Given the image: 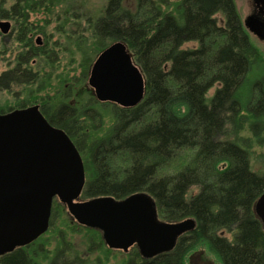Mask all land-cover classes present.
Segmentation results:
<instances>
[{"label":"trees","instance_id":"16d2710c","mask_svg":"<svg viewBox=\"0 0 264 264\" xmlns=\"http://www.w3.org/2000/svg\"><path fill=\"white\" fill-rule=\"evenodd\" d=\"M48 1L64 6L76 26L87 20L89 37L75 42L84 81L91 58L122 40L145 76V96L134 107H122L93 95L75 102L71 94L34 95L52 84V71L40 79L31 67L38 53L28 39L29 11L40 8L41 0H16L1 16L18 18V42L27 48L1 73L0 88L37 87L0 114L40 104L83 158L84 199L122 200L144 192L153 197L160 220H196L172 250L146 258L134 245L122 264H186L201 244L221 264H264V230L254 210L264 193V170L251 163L253 148L264 147V54L244 29L235 0H136L134 8L125 0H108L97 17L83 13L79 0ZM192 41L196 47L185 46ZM47 60L54 69L57 57L50 53ZM182 150L192 151L188 161L166 172ZM55 218L54 211L51 225ZM80 226L92 234L90 250L96 237L99 248L105 245L99 229ZM224 230L232 232L231 239ZM47 258L49 264H96L72 245L49 257L42 244L17 247L0 264H40Z\"/></svg>","mask_w":264,"mask_h":264},{"label":"water","instance_id":"95a60500","mask_svg":"<svg viewBox=\"0 0 264 264\" xmlns=\"http://www.w3.org/2000/svg\"><path fill=\"white\" fill-rule=\"evenodd\" d=\"M10 29V21L0 22L3 33ZM88 84L98 101L122 107L138 105L146 91L145 76L122 40L97 55ZM86 180L75 143L46 119L39 104L0 114V254L48 230L55 197L80 225L99 229L109 248L127 252L137 245L146 258L172 250L180 236L196 227L193 217L160 220L153 197L144 192L122 200H82ZM254 210L264 230V193Z\"/></svg>","mask_w":264,"mask_h":264},{"label":"rangeland","instance_id":"374dc122","mask_svg":"<svg viewBox=\"0 0 264 264\" xmlns=\"http://www.w3.org/2000/svg\"><path fill=\"white\" fill-rule=\"evenodd\" d=\"M3 1V2H2ZM16 0H0V22L8 20L11 23L10 31L5 34L0 30V75L2 72L12 68L16 64L17 55L25 51L27 47L18 42V35L20 31V21L18 18H4L1 16L3 8L10 9L11 5ZM173 1V0H172ZM108 3V0H79L78 5L82 8L83 13H87L92 17L99 16L103 12V8ZM125 3L134 8L136 0H125ZM237 10L244 20L250 13V7L253 6V0H235ZM64 6L48 0H41V6L38 9L29 11L31 32L28 34V39L32 44L38 56L31 63L34 71L40 72V79L45 77L52 71L51 87L46 88L34 95L58 96V98L66 97L69 94L71 102H75L78 98L85 101L88 96H95L94 90L88 84V76L85 81L82 79V68L80 52L76 50L75 42L80 36L89 37V30H87V20L82 19L80 24L76 26L75 22L70 20L69 14L64 12ZM222 19L221 15H218ZM223 21V20H222ZM222 23V22H221ZM252 42L264 54V41H260L257 37L249 36ZM197 42H187L186 47H196ZM57 57L54 63V69L47 60L49 54ZM97 54L92 57L94 62ZM39 65H35V64ZM37 87L36 84L25 86L12 85L10 89L0 88V111L17 106V103L30 96L29 89L33 90ZM215 87L210 90V95L213 94ZM63 94V95H62ZM78 99V100H79ZM39 101V100H38ZM34 103V102H31ZM39 104V103H37ZM108 118H106L105 127L108 125ZM192 152V151H191ZM189 150H182L177 153V156L164 169L166 172H173L180 169L189 159L191 154ZM120 161V160H119ZM252 167L255 170H264V147L255 146L251 156ZM164 171V172H165ZM197 191L196 188H194ZM82 200L84 199L82 196ZM53 213L55 211V221L42 234V240L37 245H44L48 250L49 257L54 255L57 248L72 247L84 259L96 264H122L124 259L132 253L133 249L125 252L120 249L109 248L103 238L104 246H98L99 238L93 240L95 245L90 250L91 235L85 228L73 218L69 213L65 204L60 202L57 198L53 200ZM224 236L229 239L232 238V232L228 230L223 231ZM103 236V234H102ZM44 243V244H43ZM50 258L40 259V264H49ZM186 264H221L217 257L208 250L205 244H201L191 251L186 260Z\"/></svg>","mask_w":264,"mask_h":264},{"label":"flooded vegetation","instance_id":"af4514ba","mask_svg":"<svg viewBox=\"0 0 264 264\" xmlns=\"http://www.w3.org/2000/svg\"><path fill=\"white\" fill-rule=\"evenodd\" d=\"M249 11L250 13L247 15V17L244 20H242L243 27L249 36L252 35L254 37H257L260 41H264V0H253V6L250 7ZM250 20L255 21L257 25L255 26L250 25L249 23ZM34 104H37V103H31L27 107H30ZM39 107H40V104H39ZM17 109H23V108H17ZM40 111H41V108H40ZM40 237L30 242L29 244L17 246V247L23 248V247H28L32 245L35 246L36 244H38ZM17 247H15L14 249H16ZM14 249L12 251H14ZM12 251L1 253L0 257L5 254L11 253Z\"/></svg>","mask_w":264,"mask_h":264}]
</instances>
